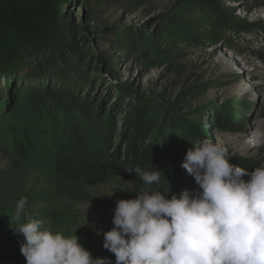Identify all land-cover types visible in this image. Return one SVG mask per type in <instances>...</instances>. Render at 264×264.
<instances>
[{
	"label": "trees",
	"instance_id": "16d2710c",
	"mask_svg": "<svg viewBox=\"0 0 264 264\" xmlns=\"http://www.w3.org/2000/svg\"><path fill=\"white\" fill-rule=\"evenodd\" d=\"M168 1L0 0V264H26L20 252L24 237L11 227L17 201L27 198V217L40 220L44 216L40 208L46 180L37 170L39 159L49 161L53 176L65 186L90 187L118 179L135 192L168 190L170 197L197 188L193 177L181 167L191 142L210 139L212 129L242 132L240 118L227 112L214 113L207 130L191 124L177 138L163 142L155 137L145 144L153 132L159 131L158 122L163 120L166 127L172 123V115H179L170 111L182 101L176 99L162 108L136 98L126 104H135L133 114L120 127L125 143L123 156L111 152L109 123L114 118L112 114L94 115L89 97L100 80L95 77L100 65L111 73L116 70V62L110 54L98 51V44L146 61L150 46L169 45L178 37L173 24L196 26L193 23L198 18L177 14L188 6L208 15L210 30L204 37L212 44L224 31L245 34L256 30L264 34V23L227 18L215 0H176L157 18L160 31L155 37L139 28L90 24L97 20L102 7L134 14L147 6L160 9ZM247 4L250 9L264 10V0H248ZM77 8L81 9L79 16L74 12ZM60 119L73 123L79 130L76 133L85 132L87 126L95 130L101 135L98 145L80 144L76 151L50 152L46 141L50 132L58 129ZM229 154L231 163L252 171L264 163V144L250 158ZM135 167L149 172L160 170V182L144 184L138 174L128 171Z\"/></svg>",
	"mask_w": 264,
	"mask_h": 264
},
{
	"label": "rangeland",
	"instance_id": "374dc122",
	"mask_svg": "<svg viewBox=\"0 0 264 264\" xmlns=\"http://www.w3.org/2000/svg\"><path fill=\"white\" fill-rule=\"evenodd\" d=\"M175 1L169 0L160 9L147 6L134 14L117 7H102L97 11V20L90 24L139 28L155 37L160 31L157 18L168 12ZM215 1L227 18L264 23V10L250 9L248 0ZM178 11L181 16L198 18L193 23L196 26L173 24L178 37L169 45L150 46L146 61L134 55L125 57L124 53L101 43L96 48L110 54L116 62V70L111 73L100 65L95 74L100 80L89 97L94 115L112 114L114 118L109 123L111 152L123 156L125 143L120 127L133 114L132 106L135 105L132 102L126 105L129 101L137 98L164 108L178 99L182 103L177 104L176 110L170 114L179 115H172L173 121L166 127L163 120L158 122L159 131L153 132L145 144L151 143L155 137L163 142L177 138L191 124L207 130L211 114L227 112L240 118L242 132L230 134L212 129L209 138L225 145L233 155L253 157L256 149L264 144V34L256 30L245 34L224 31L219 35L220 40L212 44L204 37L210 30L206 13L190 6ZM74 12L79 16L81 9ZM58 126L46 141L53 154L76 151L80 144L95 147L101 137L88 126L85 132L76 133L78 128L67 119H60ZM36 167L46 180L43 185L45 195L41 196L44 204L40 208L44 214L40 218L44 226L65 236L75 234L93 258L108 257L114 264V254L103 249V235L97 233L112 228L116 201L135 198L137 192L118 179L90 187L65 186L53 176L48 160L39 159ZM113 185L125 191L111 195Z\"/></svg>",
	"mask_w": 264,
	"mask_h": 264
},
{
	"label": "clouds",
	"instance_id": "9594fccd",
	"mask_svg": "<svg viewBox=\"0 0 264 264\" xmlns=\"http://www.w3.org/2000/svg\"><path fill=\"white\" fill-rule=\"evenodd\" d=\"M191 145L181 167L196 189L170 197L168 190L136 191L135 198L116 201L112 228L97 233L114 264H264V163L248 171L230 162L222 143L205 138ZM128 171L146 185L161 179L160 170ZM113 189L111 195L125 191ZM26 203L25 197L17 201L11 225L24 237L26 264H113L108 257L93 258L75 234L65 236L27 217Z\"/></svg>",
	"mask_w": 264,
	"mask_h": 264
}]
</instances>
